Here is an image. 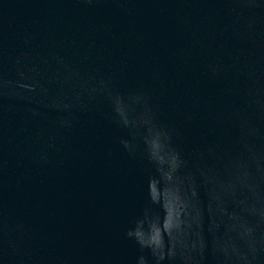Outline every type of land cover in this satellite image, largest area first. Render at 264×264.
Instances as JSON below:
<instances>
[{
    "label": "water",
    "instance_id": "obj_1",
    "mask_svg": "<svg viewBox=\"0 0 264 264\" xmlns=\"http://www.w3.org/2000/svg\"><path fill=\"white\" fill-rule=\"evenodd\" d=\"M141 258L264 264V0H0V264Z\"/></svg>",
    "mask_w": 264,
    "mask_h": 264
},
{
    "label": "clouds",
    "instance_id": "obj_2",
    "mask_svg": "<svg viewBox=\"0 0 264 264\" xmlns=\"http://www.w3.org/2000/svg\"><path fill=\"white\" fill-rule=\"evenodd\" d=\"M119 110V109H118ZM152 149L151 158H155L160 160L161 164L165 163V157L168 156L167 153L161 154L157 149L156 140L152 141L151 145ZM171 159V167L174 170L178 166L177 158L175 155L170 157ZM168 176V179L171 180L172 177L170 173H165ZM194 194V193H193ZM150 199L155 201L157 199V194L155 193V189L149 191ZM163 229L165 232L169 229V224L167 218L164 221ZM246 232H251V229H247ZM128 236L134 237L141 248H148L151 250L153 255H159V259H163L165 256L164 253V245L162 241V237L160 234V227L157 226V223L154 222L152 216L145 215V218L141 221H138L134 230L128 232ZM202 246V245H201ZM195 247V245H193ZM225 252L227 251V245H225ZM172 248H168V256L171 257L173 255ZM140 264H145L143 258L140 260Z\"/></svg>",
    "mask_w": 264,
    "mask_h": 264
}]
</instances>
